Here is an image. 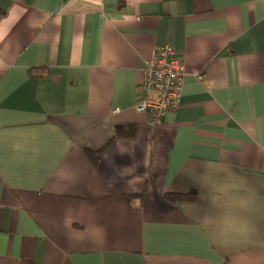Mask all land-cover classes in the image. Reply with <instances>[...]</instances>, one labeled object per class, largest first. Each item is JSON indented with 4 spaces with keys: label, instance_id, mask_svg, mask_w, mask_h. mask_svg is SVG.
Listing matches in <instances>:
<instances>
[{
    "label": "crops",
    "instance_id": "crops-1",
    "mask_svg": "<svg viewBox=\"0 0 264 264\" xmlns=\"http://www.w3.org/2000/svg\"><path fill=\"white\" fill-rule=\"evenodd\" d=\"M0 264H264V0H0Z\"/></svg>",
    "mask_w": 264,
    "mask_h": 264
},
{
    "label": "built area",
    "instance_id": "built-area-1",
    "mask_svg": "<svg viewBox=\"0 0 264 264\" xmlns=\"http://www.w3.org/2000/svg\"><path fill=\"white\" fill-rule=\"evenodd\" d=\"M147 78L141 83L142 96L136 109L146 114L148 126L162 124L171 111H176L182 98L183 79L186 65L176 57L171 43H166L154 51L146 62ZM201 79V77H200ZM152 94V98L148 95Z\"/></svg>",
    "mask_w": 264,
    "mask_h": 264
},
{
    "label": "trees",
    "instance_id": "trees-1",
    "mask_svg": "<svg viewBox=\"0 0 264 264\" xmlns=\"http://www.w3.org/2000/svg\"><path fill=\"white\" fill-rule=\"evenodd\" d=\"M30 76L35 79H43L47 78L49 76L48 70L44 68H33L30 70ZM120 136H129L131 135V131H122L119 133ZM88 157L90 158L91 161L95 163L96 161V156L92 153H88ZM177 198H186V197H177Z\"/></svg>",
    "mask_w": 264,
    "mask_h": 264
}]
</instances>
